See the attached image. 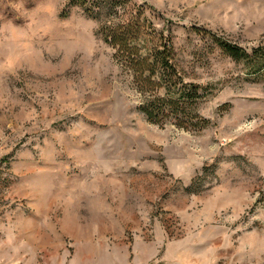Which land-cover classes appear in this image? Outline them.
Wrapping results in <instances>:
<instances>
[{
    "label": "rangeland",
    "instance_id": "374dc122",
    "mask_svg": "<svg viewBox=\"0 0 264 264\" xmlns=\"http://www.w3.org/2000/svg\"><path fill=\"white\" fill-rule=\"evenodd\" d=\"M134 12L208 127L148 121L83 8L0 0V264H264V82L217 42L264 44V0H127L103 25Z\"/></svg>",
    "mask_w": 264,
    "mask_h": 264
},
{
    "label": "trees",
    "instance_id": "16d2710c",
    "mask_svg": "<svg viewBox=\"0 0 264 264\" xmlns=\"http://www.w3.org/2000/svg\"><path fill=\"white\" fill-rule=\"evenodd\" d=\"M126 3L127 0H68V6L83 8L88 17L102 24L103 40L115 49V58L132 76L142 98L139 110L148 121L158 125L173 123L186 130L208 127L211 121L198 111V103L206 97L202 92L205 88L185 80L171 39L161 37L157 43L150 40L144 30L152 25L146 17L142 20V12L103 25ZM217 42L232 59L245 64L253 79L264 82V44L248 51L224 40Z\"/></svg>",
    "mask_w": 264,
    "mask_h": 264
}]
</instances>
